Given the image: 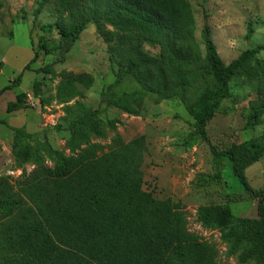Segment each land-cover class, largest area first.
I'll return each instance as SVG.
<instances>
[{"label":"rangeland","instance_id":"rangeland-1","mask_svg":"<svg viewBox=\"0 0 264 264\" xmlns=\"http://www.w3.org/2000/svg\"><path fill=\"white\" fill-rule=\"evenodd\" d=\"M182 1L190 24L177 49L186 54V64L181 63L178 75L165 72L169 77L166 94L144 92L130 74L112 64L108 46L92 22L64 60L59 52H39L38 62L25 71L21 102L25 111L16 123L21 121V128L34 136L31 148L27 149L25 140L14 137L10 128L16 127L8 123L6 129L0 127V155L9 153L0 170V223L19 198L37 214V208L19 189L25 178L34 172H39V177L46 168H54L58 156L76 158L78 180L94 181L97 190L102 181L114 184L121 188L118 198L122 200L140 191L149 202L159 203L156 216L168 242L175 241V232L167 229L182 219L198 243H206L216 252L219 264H257L242 263L246 246L233 253L224 237L226 227L221 223L205 226L200 212L208 206L229 204L236 218H257L259 201L264 203V155L246 171L249 185L258 193L256 200L245 193L230 163L216 169L211 152V145L222 150L247 142L264 149V115L259 126L248 127L252 110L264 106V0ZM68 23L69 16L61 12L57 0H1L0 53L5 50L2 45L26 41L29 32L37 46L42 27ZM206 30L227 66L242 53L260 49L258 55L244 60L230 81L232 98L222 103L206 128L210 143L198 135L193 117L206 83L212 84L205 59ZM58 38L56 32L48 36L50 42L56 43ZM140 48L146 60L164 58L163 67L157 70L168 67L166 56L175 58L159 45L141 43ZM14 59L18 67L27 58L15 53ZM4 70L5 74L13 72L11 67ZM110 102L121 107L110 106ZM85 108L99 112L104 121L103 136L95 137L85 130L74 136L69 131ZM26 152L28 161L23 159ZM39 156L43 162L36 161ZM118 160L128 163L131 172L125 176L124 171L114 173L122 167ZM96 178L101 180H93ZM41 200L46 203V199ZM6 232L0 227L1 239ZM167 254L161 248L155 264H162Z\"/></svg>","mask_w":264,"mask_h":264},{"label":"trees","instance_id":"trees-1","mask_svg":"<svg viewBox=\"0 0 264 264\" xmlns=\"http://www.w3.org/2000/svg\"><path fill=\"white\" fill-rule=\"evenodd\" d=\"M57 2L61 12L68 14L69 23L42 27L43 34L37 46L32 41L34 58L25 71L38 62L39 52L46 55L59 52L64 60L89 22L96 25L107 44L110 62L130 74L146 93L166 94L169 89L165 85L169 77L165 72L178 75L181 63L186 64V54L177 49V42L190 24V16L182 0ZM54 32L59 36L56 43L48 39ZM203 39L212 84L206 83L201 105L193 112V117L198 135L210 143L206 128L222 103L232 98L230 81L237 76L244 60L258 55L260 49L242 53L227 66L218 55L209 31H205ZM141 43L162 46L163 50H168L165 53L169 56L175 54V58L166 56L168 67L157 70L163 67L164 58L146 60L141 52ZM21 78L0 92V95L20 84ZM23 97L24 94H20L16 103L8 105L9 115L22 109ZM110 106L121 107L112 102ZM263 115L264 106L253 109L248 118V127L259 126ZM0 125L8 127L5 120H0ZM10 129L17 140H25L27 149L31 148L34 136L27 134L23 128ZM84 130L95 137L103 136L104 121L98 111L85 108L81 116L69 126L74 136ZM211 152L217 170L224 162L230 163L233 175L245 193L253 199H259L258 193L249 185L246 171L264 155L263 148L247 142L233 144L222 150L211 145ZM29 157L26 152L23 159L28 161ZM36 161L43 162V158L39 156ZM78 162L76 158L58 156L54 168L42 171L40 179L37 177L39 172H34L19 185L33 208H37V214L28 208L23 198L16 201V207L8 212L4 223H0V227L7 230L3 238L0 237V264H155L161 248L168 253L162 264H219L216 252L206 243H198L197 238L186 230L182 219L177 226L167 229V232H175V241L168 242L162 234L165 230H162L158 221V214L156 216L159 203L149 202L140 191L134 190L136 196H129L127 201L119 199L121 188L103 181L97 190L94 181L76 178ZM118 162L122 167L115 165L119 169L114 173L124 171L125 176L131 172L128 163ZM41 199H46V203ZM169 205L172 210L173 206ZM257 214V218H236L229 204H222L203 208L200 219L208 227L219 223L226 227L224 237L231 243L233 253L246 246L247 250L241 256L242 263L254 261L264 264L262 200L259 201Z\"/></svg>","mask_w":264,"mask_h":264},{"label":"crops","instance_id":"crops-1","mask_svg":"<svg viewBox=\"0 0 264 264\" xmlns=\"http://www.w3.org/2000/svg\"><path fill=\"white\" fill-rule=\"evenodd\" d=\"M13 34V33H11ZM12 37L11 40L14 41V35L10 36ZM26 41L22 43H15L12 44L10 47L7 45H2L1 47L3 49H7L6 51L4 50L3 53H0V92H2L5 88L12 86V84L21 76L22 81L18 85H14L11 89L3 92L0 95V120H6L7 123L16 128H21L23 127V123L19 121V124L17 123V120L21 118L24 115L25 110H19L11 115L7 113L8 105L12 103H16L17 97L20 94L24 93V85L23 81L24 79H27V74L25 72V68L32 62L34 58V49L32 45V39H31V33L29 32L26 34ZM15 53H23L26 55V60L22 61L19 66H15L14 62L16 59ZM5 67L8 69V67H11L13 69V72L11 74H5ZM25 72V73H24ZM26 75V76H25ZM15 78V79H14ZM22 123V124H21ZM18 125V126H17ZM0 127H5L3 125H0ZM6 129V127H5ZM0 155V170L5 167V164L8 161V156L9 153H1Z\"/></svg>","mask_w":264,"mask_h":264}]
</instances>
